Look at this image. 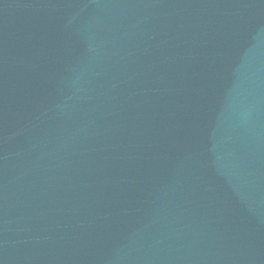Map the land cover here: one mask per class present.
<instances>
[{
    "label": "water",
    "instance_id": "1",
    "mask_svg": "<svg viewBox=\"0 0 264 264\" xmlns=\"http://www.w3.org/2000/svg\"><path fill=\"white\" fill-rule=\"evenodd\" d=\"M0 264H264V0H0Z\"/></svg>",
    "mask_w": 264,
    "mask_h": 264
}]
</instances>
